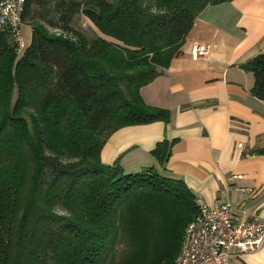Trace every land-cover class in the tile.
<instances>
[{
  "label": "trees",
  "instance_id": "obj_1",
  "mask_svg": "<svg viewBox=\"0 0 264 264\" xmlns=\"http://www.w3.org/2000/svg\"><path fill=\"white\" fill-rule=\"evenodd\" d=\"M223 1H26L31 37L19 58L0 33V264H173L196 213L194 194L166 169L174 140L151 149L159 169L125 172L100 152L123 126L169 122L140 88L203 8ZM76 12L92 35L70 25ZM240 66L264 100V51Z\"/></svg>",
  "mask_w": 264,
  "mask_h": 264
},
{
  "label": "crops",
  "instance_id": "obj_2",
  "mask_svg": "<svg viewBox=\"0 0 264 264\" xmlns=\"http://www.w3.org/2000/svg\"><path fill=\"white\" fill-rule=\"evenodd\" d=\"M194 45L206 46L207 54L195 57ZM260 51L264 0L205 6L169 65L140 88L147 104L170 111L169 122L117 129L103 145L101 161L112 163L130 146L135 157L119 160L125 172L158 167L151 149L157 141L174 140L166 169L195 197L209 205L229 199L237 218H264V155L253 153L264 147V100L251 93L253 74L240 66ZM231 264H264V246Z\"/></svg>",
  "mask_w": 264,
  "mask_h": 264
},
{
  "label": "built area",
  "instance_id": "obj_3",
  "mask_svg": "<svg viewBox=\"0 0 264 264\" xmlns=\"http://www.w3.org/2000/svg\"><path fill=\"white\" fill-rule=\"evenodd\" d=\"M26 1L0 0V33H8L17 58L28 46L22 29ZM192 51L195 57L204 56L207 47L194 45ZM194 204L196 213L184 229L173 264H231L233 257L264 246V218H237L229 199L209 205L194 197Z\"/></svg>",
  "mask_w": 264,
  "mask_h": 264
},
{
  "label": "rangeland",
  "instance_id": "obj_4",
  "mask_svg": "<svg viewBox=\"0 0 264 264\" xmlns=\"http://www.w3.org/2000/svg\"><path fill=\"white\" fill-rule=\"evenodd\" d=\"M51 5H53L51 3ZM85 16L81 13V12H76L73 17H72V20L70 22V25L75 28V29H78L80 31H82L83 33H85L86 35H92L93 33V26L92 24L89 22L85 23ZM29 28H30V25L24 23V25L22 26V29H23V34H24V38L26 40V42L28 43V39H29ZM50 31L52 32H57L59 33L60 32V29L58 28H51L49 27ZM133 148L131 149L130 146H127L125 147L124 149H122L120 151V153L118 154L117 158L118 160H121L122 164H124L126 162V160L132 158V157H135L136 155V152L135 151H132ZM131 151V152H130ZM143 158V157H142ZM121 164V165H122ZM150 166H155L157 167V165H150ZM148 167V166H147ZM159 167V165H158ZM157 167V168H158ZM159 169V168H158ZM180 248V247H179ZM178 253V252H177Z\"/></svg>",
  "mask_w": 264,
  "mask_h": 264
}]
</instances>
